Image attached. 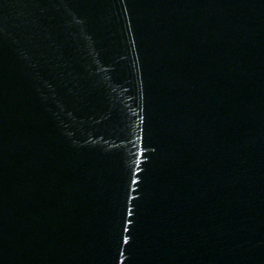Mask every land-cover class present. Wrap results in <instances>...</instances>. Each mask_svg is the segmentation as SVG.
<instances>
[{
    "label": "water",
    "instance_id": "95a60500",
    "mask_svg": "<svg viewBox=\"0 0 264 264\" xmlns=\"http://www.w3.org/2000/svg\"><path fill=\"white\" fill-rule=\"evenodd\" d=\"M0 264H264V0H0Z\"/></svg>",
    "mask_w": 264,
    "mask_h": 264
}]
</instances>
